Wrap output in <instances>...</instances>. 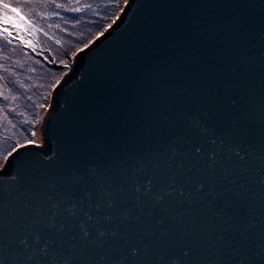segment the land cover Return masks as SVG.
Returning a JSON list of instances; mask_svg holds the SVG:
<instances>
[{
	"label": "water",
	"instance_id": "1",
	"mask_svg": "<svg viewBox=\"0 0 264 264\" xmlns=\"http://www.w3.org/2000/svg\"><path fill=\"white\" fill-rule=\"evenodd\" d=\"M42 133L0 169V264H264V0H129Z\"/></svg>",
	"mask_w": 264,
	"mask_h": 264
},
{
	"label": "trees",
	"instance_id": "2",
	"mask_svg": "<svg viewBox=\"0 0 264 264\" xmlns=\"http://www.w3.org/2000/svg\"><path fill=\"white\" fill-rule=\"evenodd\" d=\"M0 2L21 10L26 17L24 30H34L31 38L35 44L34 52L26 50L0 31V141H4L0 149L6 155L29 142L43 104L62 77L60 66L66 55L74 54L104 31L118 12L119 0H55L63 8H56L50 0ZM75 7L82 10L70 11ZM5 95L17 99L5 100Z\"/></svg>",
	"mask_w": 264,
	"mask_h": 264
},
{
	"label": "rangeland",
	"instance_id": "3",
	"mask_svg": "<svg viewBox=\"0 0 264 264\" xmlns=\"http://www.w3.org/2000/svg\"><path fill=\"white\" fill-rule=\"evenodd\" d=\"M128 2H129V0H126V2H125V0H119V2L116 5V7H118V12L115 14V16L113 17V20L111 21L112 25L121 16V14L124 11L125 6L127 5ZM113 6L115 7V4ZM4 15H5V13L0 14V18H2ZM8 15L15 17V15H11V14H8ZM107 20L109 21L110 18L107 19ZM113 21H115V22L113 23ZM17 22L20 24V28H15V27H12V25H4V24H3V26H0V27H8L9 31L12 32V35L9 36L12 41L19 42L22 45L23 48H26V50H32L34 52V48H35L34 39L31 38V34H33L34 30L26 29V31H25L24 30L25 28L22 25V23H25V21H20L17 18ZM94 40H96V39H94ZM79 52H81V51L78 50L74 54H69L68 53L66 55V61L62 64V66H60V70H64V71L62 73V77H61L59 83L70 72V69L73 66V64L75 62V59L77 57V54ZM43 59H45V58L43 57ZM28 83H30V82H28ZM27 89H30V87H27ZM53 91H52V93H50V95L46 99L45 103L43 104L44 106L40 110L41 116H40V119L37 121L38 124L36 126L35 131H34L36 133V135L35 136H31V138L29 140V141H32V142L31 143H29V142L24 143L23 145H21L19 147H22L24 145H29V144H37V145H42L43 144L42 123H43L44 116L47 113V111H48V109H49V107L51 105V99H52ZM3 144H4V141H2V142L0 141V148L3 147ZM3 154H4V149L3 150L0 149V169H2L4 167L5 162H6L5 157L7 156L8 153L6 155H3Z\"/></svg>",
	"mask_w": 264,
	"mask_h": 264
},
{
	"label": "snow or ice",
	"instance_id": "4",
	"mask_svg": "<svg viewBox=\"0 0 264 264\" xmlns=\"http://www.w3.org/2000/svg\"><path fill=\"white\" fill-rule=\"evenodd\" d=\"M51 3L55 4V7L56 8H63L64 5L63 4H56L55 3V0H50ZM77 2L79 3V0H77ZM126 2V0H125ZM86 7H91V5H86ZM2 8L4 10H7V11H10L11 13H14L15 14V17L13 16H10L7 14V11L5 12V15L0 18V24H4V25H12V27H15V28H20V24L17 22V18L20 20V21H25L26 20V17L24 15L21 14V10L17 7H13L12 5H10L9 3H3L2 4ZM82 9L79 8V7H75V8H71L70 11H73V12H80ZM68 21H65V23H67ZM115 21H113L114 23ZM112 27V24H108L107 27L104 29L103 32H100L97 36H96V40H98L101 36L104 35L105 32L108 31V29H110ZM0 31H3L4 33H7L8 36H11L12 35V32L9 31L8 27H4L3 29H0ZM10 42V41H9ZM95 43V40H90L88 41L87 43L84 44V47L79 49V51H84V49L88 48L91 46V44H94ZM5 100H8V99H17V97L13 96V97H9L7 95H5L3 97ZM32 136H35L36 133L35 132H32L31 133ZM32 141H29V143H31ZM13 152H16V148L14 147L12 149V151L8 152L7 156L5 157V159H7L8 157L12 156ZM68 211L70 213H74L75 211V206H72V207H69ZM85 235H87V233H85ZM38 239V238H37Z\"/></svg>",
	"mask_w": 264,
	"mask_h": 264
},
{
	"label": "bare ground",
	"instance_id": "5",
	"mask_svg": "<svg viewBox=\"0 0 264 264\" xmlns=\"http://www.w3.org/2000/svg\"><path fill=\"white\" fill-rule=\"evenodd\" d=\"M6 11H7V10H4V9L2 8V5H0V14L5 13ZM7 14L14 15V14L11 13L10 11H7ZM0 26H3V24H0Z\"/></svg>",
	"mask_w": 264,
	"mask_h": 264
}]
</instances>
